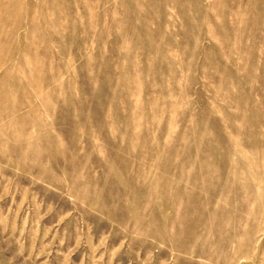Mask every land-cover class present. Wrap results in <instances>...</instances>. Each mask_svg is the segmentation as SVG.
<instances>
[{
	"label": "rangeland",
	"instance_id": "374dc122",
	"mask_svg": "<svg viewBox=\"0 0 264 264\" xmlns=\"http://www.w3.org/2000/svg\"><path fill=\"white\" fill-rule=\"evenodd\" d=\"M0 264H264V0H0Z\"/></svg>",
	"mask_w": 264,
	"mask_h": 264
}]
</instances>
